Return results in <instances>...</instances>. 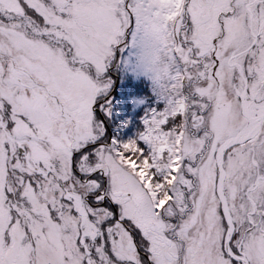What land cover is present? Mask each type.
<instances>
[{"label": "snow or ice", "instance_id": "obj_1", "mask_svg": "<svg viewBox=\"0 0 264 264\" xmlns=\"http://www.w3.org/2000/svg\"><path fill=\"white\" fill-rule=\"evenodd\" d=\"M0 264H264V0H0Z\"/></svg>", "mask_w": 264, "mask_h": 264}]
</instances>
